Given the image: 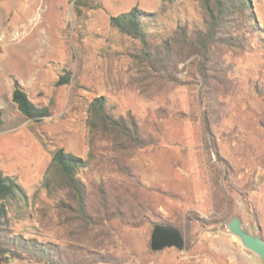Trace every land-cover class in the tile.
<instances>
[{"label": "rangeland", "instance_id": "1", "mask_svg": "<svg viewBox=\"0 0 264 264\" xmlns=\"http://www.w3.org/2000/svg\"><path fill=\"white\" fill-rule=\"evenodd\" d=\"M74 1L0 0V175L14 177L28 196L27 216L13 218V233L63 247L92 244L117 256L121 264H172L184 252L214 257L213 235L225 231L234 214L264 238L262 43L250 52L215 49L214 58L232 73L226 80L213 76L217 79L209 89L201 87L198 77L188 76L191 66L178 74L184 85L150 80L131 57L133 44L110 27L109 18L133 7L157 12L160 35L166 36L178 24H201L198 2ZM252 3L264 27V0ZM61 68L69 70L70 82L57 87ZM15 80L28 89L34 103L52 104L51 117L35 123L16 110L11 101ZM212 92L217 102L204 114L202 103ZM97 96L108 97L117 112H131L155 144L124 154L125 174L101 163L87 176L90 181L101 178L110 208L118 195L119 208L125 211L123 221L113 218L94 228L48 197L40 183L58 148L81 158L93 152L92 163L112 156L101 142L90 146L88 141L86 110ZM90 187V200L97 207ZM160 221L179 226L184 247H189L151 251L152 224ZM0 264L37 263L0 259Z\"/></svg>", "mask_w": 264, "mask_h": 264}, {"label": "trees", "instance_id": "2", "mask_svg": "<svg viewBox=\"0 0 264 264\" xmlns=\"http://www.w3.org/2000/svg\"><path fill=\"white\" fill-rule=\"evenodd\" d=\"M196 1L202 12L201 24H178L166 36L160 35L157 12L133 7L109 18L110 27L133 44L131 57L145 70L150 80L157 78L177 86L184 85L186 83L178 74L191 66L193 71L188 76L198 77L201 87L209 89L211 80H226L227 75L232 73V69L222 66L214 58L215 49L250 52L259 41L264 46V27L256 18L252 0ZM74 3L79 4V0ZM192 57L189 64H185ZM69 82V70L61 68L55 86L67 85ZM214 90L210 88V91ZM11 101L26 120L40 123L52 115L51 103H34L28 89L16 80L13 82ZM216 102V93H209L208 100L202 103L204 114L210 112ZM86 111L85 124L90 146L101 142V148L112 153V156L92 163L95 160L93 152L81 158L58 148L51 156L40 189L48 197L56 199L57 204H61L79 222L99 228L113 218L123 221L125 211L119 208L118 195L115 197V206L110 208L109 190L101 178L90 181L87 176L96 172L101 163L125 174L129 169L124 165L122 156L154 145L155 138L143 131L131 112H117L116 104L106 96L92 98ZM3 121V110L0 108V128ZM207 123V117H204V129L211 136ZM214 153L218 156L215 148ZM89 185L98 199L97 207L90 200ZM27 208L28 196L24 187L14 177L0 175V259L6 262L26 260L37 264H121L117 256L102 253L92 244L90 247L70 242L63 247L57 243L40 242L36 238L14 234L13 218H26ZM157 224L173 225L167 221ZM175 227L183 233L179 226ZM187 247L186 244L183 248Z\"/></svg>", "mask_w": 264, "mask_h": 264}, {"label": "water", "instance_id": "3", "mask_svg": "<svg viewBox=\"0 0 264 264\" xmlns=\"http://www.w3.org/2000/svg\"><path fill=\"white\" fill-rule=\"evenodd\" d=\"M238 241L244 253L254 264H264V238L258 229L247 227L238 214H234L226 223L224 231ZM184 237L181 231L173 225L154 224L150 232L149 248L153 252L165 248H175L182 251Z\"/></svg>", "mask_w": 264, "mask_h": 264}, {"label": "crops", "instance_id": "4", "mask_svg": "<svg viewBox=\"0 0 264 264\" xmlns=\"http://www.w3.org/2000/svg\"><path fill=\"white\" fill-rule=\"evenodd\" d=\"M21 33L23 32L20 31L18 34L21 35ZM14 36H17V32L13 34ZM213 237L215 239L211 248L216 252L214 257L202 254L201 252H194L191 253V256H188L184 252L181 259L176 260L172 264H244L251 261L250 257L244 253L240 244L228 233L222 231L214 234Z\"/></svg>", "mask_w": 264, "mask_h": 264}, {"label": "bare ground", "instance_id": "5", "mask_svg": "<svg viewBox=\"0 0 264 264\" xmlns=\"http://www.w3.org/2000/svg\"><path fill=\"white\" fill-rule=\"evenodd\" d=\"M30 25H31V26H33L34 24H33V23H31Z\"/></svg>", "mask_w": 264, "mask_h": 264}]
</instances>
